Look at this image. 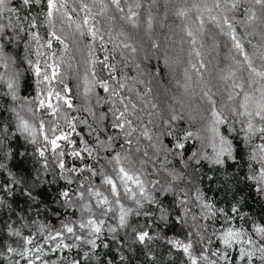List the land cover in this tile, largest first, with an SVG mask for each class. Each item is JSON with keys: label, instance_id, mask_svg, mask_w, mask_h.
<instances>
[{"label": "trees", "instance_id": "16d2710c", "mask_svg": "<svg viewBox=\"0 0 264 264\" xmlns=\"http://www.w3.org/2000/svg\"><path fill=\"white\" fill-rule=\"evenodd\" d=\"M12 8L17 11H9ZM46 11V0L29 7L20 0H6L0 13L4 36L10 37L0 38L4 77L0 80V264H28L30 259L34 264H191L182 248L169 243L172 240L191 242L193 255L207 251L217 264H248L247 258L239 259L241 245L225 249L218 236L232 226L246 231L256 249L264 244V236L254 231L264 225V182L250 179L264 167L259 156L251 159L253 149L264 143V134L249 140L245 134L249 117L241 115L245 93L252 98L248 110L254 111L264 90V78L251 73L244 58L247 54L253 67L264 71V5L255 0H120L117 8L111 0H65L52 25ZM89 28L98 30L95 39ZM32 32H38L44 45L41 65L45 60L59 64L55 91L72 103L68 108L60 101L55 116L38 108L36 97L47 87L36 86L28 64L38 58ZM233 36L243 52L235 47ZM13 77L18 84L15 100L6 83ZM102 82H107L108 91ZM213 111L225 120L216 127L233 147V158L222 156V164L213 163L220 147ZM120 112L131 121L124 129L113 127ZM21 119L35 129V142L33 134L20 128ZM252 120L255 126H264L259 117ZM41 121L50 137L55 124L57 135L71 130L69 122L75 125L71 137L75 148L86 142L93 154L73 158L68 154L71 147L60 141L63 160L66 168L84 171L61 170L50 146L40 156L46 147ZM187 133L191 136L185 140ZM178 142L185 148H175ZM117 154L126 168L140 174L151 197L137 206L123 195L117 181L120 204L131 209L123 227L120 206L103 183L104 175L116 179L119 166L113 157ZM89 187L107 195L109 205L97 206ZM64 190L70 191L71 204L61 198ZM77 192H84V198L79 199ZM204 204L212 205L211 211ZM89 218L104 221L99 234L89 235V230L78 227ZM64 224L73 226L75 235L64 232L62 243L71 247L56 248L61 239L46 238L63 231ZM142 231L151 239L141 243L136 237ZM89 239H95V248L86 242ZM217 250L227 251L231 259L212 257ZM262 255L255 251L251 264H264Z\"/></svg>", "mask_w": 264, "mask_h": 264}, {"label": "snow or ice", "instance_id": "6c2138e0", "mask_svg": "<svg viewBox=\"0 0 264 264\" xmlns=\"http://www.w3.org/2000/svg\"><path fill=\"white\" fill-rule=\"evenodd\" d=\"M21 4L24 7H29L31 5H38L41 3V0H20ZM113 4L119 8L120 0H111ZM257 4L264 5V0H255ZM6 5V0H0V13L4 11V7ZM46 16L48 18L49 25H52V20L54 15L60 14L62 9L65 8V0H46ZM218 6V5H217ZM85 9H87V5H83ZM233 8L236 7V4L234 3L232 5ZM11 12H16L17 10L15 8L9 9ZM64 15H67L66 12L63 13ZM135 15V14H133ZM255 14L253 13L252 16L249 17V19H254ZM24 19H28V17H24ZM227 22V21H226ZM84 23L88 24L89 19L86 16L84 19ZM32 28L36 27L35 24V18H33V22L31 24ZM79 27V26H78ZM231 27V25H229ZM4 29L5 25L0 24V38L3 39H10V37L4 36ZM23 31V29H21ZM89 32L91 33L93 39L97 37L98 30H93L92 28H89ZM191 35V33H189ZM51 36L57 40L63 43L61 40V37L57 36L55 32L51 33ZM31 38L34 40L37 44V60L35 63L33 61L29 60L28 64L33 68L35 76H36V86L39 88L41 85H45L47 87V91L41 92L37 95L36 100L38 102V108L39 109H47L50 110V113L55 116L59 109H60V101H63V103L68 107H72V103L70 98L61 95L60 92L55 91L53 87V81L58 79L59 76V64L53 61L52 63H49L48 60H45L43 63V66L41 65V61L39 59L40 56L44 55L40 51L41 48L44 47V45L40 44L41 37L39 36L38 32H32ZM101 40L103 37H100ZM233 41L235 42V47L239 49L241 52H243V48L239 40L235 36L232 37ZM52 46V39H49L47 41V47L51 48ZM127 47V45H126ZM3 48V44H0V49ZM245 61L248 64V68L250 69L251 73L255 74V76L264 78V71L258 70L256 67H253L251 60L249 59L247 54H244ZM107 61V57H105V62ZM4 67H8V64L5 62ZM110 69H113L114 66H108ZM3 75H0V80H3ZM7 89L9 93L12 96V99L15 100L16 97V88L18 87L17 81L15 78H9L7 80ZM101 86L104 88L105 91H108L109 85L107 82H102ZM120 87H123V85H120ZM67 91V90H65ZM113 95H118L117 92H113ZM55 99V103L54 100ZM231 99V97H229ZM252 99L247 93L244 95V103L241 104V108L244 109V111L241 113V115H247L249 117L247 126L245 129L246 137L250 140L251 136L256 135L257 133L264 134V126L257 127L253 123V116L259 117V119L264 122V90H261V95L259 98V101L255 104V110L249 111L248 108V102ZM214 103V102H213ZM31 111V109H29ZM125 111H127V107H125ZM214 120H213V131L216 135L219 136V142L220 147L219 150L216 151L215 158L213 159V163L215 164H222L224 161L221 158L224 155H227L229 158H233V147L232 142L230 140H227L223 135H220L218 132V128L216 126L225 123V120L221 118L220 113L213 111L212 113ZM173 119H176V117H173ZM116 120L118 123L113 124L114 128H120L124 129L125 124L131 125V121L126 120L125 113L120 112L119 115L116 116ZM69 128L71 129L68 132H64L63 130H60L59 135H57L58 131V124H55L49 131L51 132V137L47 132L44 130V122H40V133L43 136L44 141L46 142V147L44 149L40 150V156L43 157L45 155V151L48 150L47 146H50L51 151L58 157L59 159V168L63 170L64 172L72 173V172H82L84 171V168H66L65 162L63 160V157L65 156V150L60 141L65 142L68 146L71 147L69 155H71L73 158L76 159H83L82 153H86L88 156H92V150L87 146L86 142H83L82 147L77 150L75 148L76 141L71 139L73 133L76 132L75 125L69 122ZM20 128L25 132H30V134H33V142H35V129L32 128L28 121L21 119L20 121ZM127 135H131V132L127 133ZM146 135V133H145ZM191 136V133H187L184 137L185 140L188 139V137ZM262 139H264V135L261 136ZM109 140H111V137H109ZM215 147V145H214ZM175 148L177 149H184L185 144L178 142L175 145ZM195 156V153H193ZM259 156V162L264 164V143H261L256 146V148L253 149V153L251 156L252 160H257V157ZM113 160L115 161V164L119 166L118 171H116V179H113L110 175H104L103 176V183L107 186H109L110 193L115 198V203L120 206V214H119V225L120 227H123L126 224V217L131 212V209H125V207L120 204V197H121V190L118 187L117 181H119V184L123 187V195H125L128 199H131L135 201L137 206H141V199H147L150 200L151 197L148 195L145 189V182L141 179L140 174L136 171H133L130 167L126 168L121 163V157L119 154H117L115 157H113ZM109 163H112V161H109ZM86 168H88L89 171H92V175L95 176L96 172L91 169L90 165H86ZM250 179H255L260 182H264V167H261L259 169L258 174L250 177ZM69 183H71V180H69ZM156 183V182H153ZM131 185V186H130ZM135 187L134 188L132 187ZM83 187V185H82ZM88 194L90 196L96 197V204L97 206L103 208L104 206L109 205L110 201L108 199V196L99 191L98 189H93L91 187L88 188ZM137 193H139V198L137 197ZM61 198L65 201V203L71 204L72 201V195L70 194L69 190H64L60 193ZM84 192H77L76 196L79 199L84 198ZM197 199H200L199 196H197ZM183 203V201H181ZM204 208L209 209L211 211L212 205L210 204H204ZM84 208L91 211V206L89 204H85ZM110 211L111 208H108ZM220 211H223L222 209ZM233 212H237V209L234 207L232 209ZM214 214V213H213ZM164 218L163 216L161 217ZM104 223L103 220H100L97 222L94 218H89L87 221H80L78 224V227L80 229H87L89 230V235H95L99 234L101 232V225ZM112 231H115V229H111ZM254 231L261 236H264V225H257L254 228ZM64 232H67L69 234L75 235V229L73 226L69 224L63 225V231H57L55 235H49L46 239L47 240H56L57 238L61 239V243H57L56 248L64 247L68 248L71 247V245L62 243V238L64 236ZM247 237V239H245ZM76 240L83 239L82 236H75ZM141 243H143L146 239H151L149 236V233L147 231H142L137 234L136 237ZM218 239L221 241V243L224 245L225 249H231L234 245H241L239 247V259L244 260L247 258L248 264H251V260L253 255L255 254V251H259L260 253L264 254V244H262L258 249L255 248V241L252 240V238L248 235L246 231H244L242 228H234L232 226L224 228L221 233L218 236ZM87 243L91 244L93 248L96 247V241L95 239H89L86 241ZM26 243H31V240H26ZM169 243L173 244L174 246L178 248H182L183 252L187 254L188 259L190 260L191 264H199L200 261L206 262V264H217V261L215 259H211L209 255L207 254V251L202 252L199 257L196 255H193L191 252V249L193 247L192 243H182L179 240H172L169 241ZM247 244L251 246V250L249 248H245L243 245ZM107 246V245H105ZM55 250V249H53ZM10 252L14 251V249H9ZM30 251L26 249V253ZM41 249L37 248L36 252H40ZM87 255V254H86ZM212 257L219 256V258L223 261H228L231 259L227 251H225L223 254H220L219 250L216 252L211 253ZM262 258H264V255H262ZM36 259H40V257L37 255ZM28 264H34V262L30 259L28 261Z\"/></svg>", "mask_w": 264, "mask_h": 264}]
</instances>
